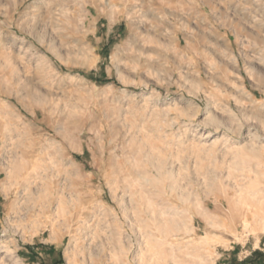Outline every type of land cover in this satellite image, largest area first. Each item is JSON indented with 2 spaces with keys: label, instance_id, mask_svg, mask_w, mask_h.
<instances>
[{
  "label": "rangeland",
  "instance_id": "374dc122",
  "mask_svg": "<svg viewBox=\"0 0 264 264\" xmlns=\"http://www.w3.org/2000/svg\"><path fill=\"white\" fill-rule=\"evenodd\" d=\"M42 257L264 264V0H0V264Z\"/></svg>",
  "mask_w": 264,
  "mask_h": 264
},
{
  "label": "crops",
  "instance_id": "0c3cea01",
  "mask_svg": "<svg viewBox=\"0 0 264 264\" xmlns=\"http://www.w3.org/2000/svg\"><path fill=\"white\" fill-rule=\"evenodd\" d=\"M37 250H38V252H37V255H39V256H41L42 254H44L45 256H48L49 255V257H50V259L51 258H53V256H57L59 253L56 251L57 250V247L54 245V246H52L51 247V245H49V246H43V245H40L38 248H36ZM35 249V250H36ZM25 251L26 252H24L23 253V255L25 254V253H28V250L27 249H25ZM56 252V253H55ZM49 257L47 258V257H45V258H43L42 257V261H41V263L42 264H45V261L46 260H49Z\"/></svg>",
  "mask_w": 264,
  "mask_h": 264
},
{
  "label": "bare ground",
  "instance_id": "6f19581e",
  "mask_svg": "<svg viewBox=\"0 0 264 264\" xmlns=\"http://www.w3.org/2000/svg\"><path fill=\"white\" fill-rule=\"evenodd\" d=\"M29 175V174H28ZM30 178V177H29ZM32 179V178H31ZM38 179V178H37ZM26 190V189H25ZM151 211V210H150ZM212 221V220H211ZM213 225V224H212Z\"/></svg>",
  "mask_w": 264,
  "mask_h": 264
}]
</instances>
